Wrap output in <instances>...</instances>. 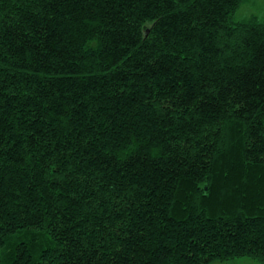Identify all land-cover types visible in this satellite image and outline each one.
Returning a JSON list of instances; mask_svg holds the SVG:
<instances>
[{"label": "trees", "instance_id": "trees-1", "mask_svg": "<svg viewBox=\"0 0 264 264\" xmlns=\"http://www.w3.org/2000/svg\"><path fill=\"white\" fill-rule=\"evenodd\" d=\"M241 2L0 0V264H264Z\"/></svg>", "mask_w": 264, "mask_h": 264}, {"label": "rangeland", "instance_id": "rangeland-1", "mask_svg": "<svg viewBox=\"0 0 264 264\" xmlns=\"http://www.w3.org/2000/svg\"><path fill=\"white\" fill-rule=\"evenodd\" d=\"M251 15L259 18L264 17V0H242L233 13L234 20H245ZM211 264H263L260 260L252 256H238L225 261H212Z\"/></svg>", "mask_w": 264, "mask_h": 264}]
</instances>
